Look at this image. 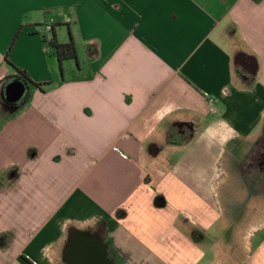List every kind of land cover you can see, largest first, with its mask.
I'll return each instance as SVG.
<instances>
[{"label":"crops","instance_id":"obj_1","mask_svg":"<svg viewBox=\"0 0 264 264\" xmlns=\"http://www.w3.org/2000/svg\"><path fill=\"white\" fill-rule=\"evenodd\" d=\"M43 24L93 79L14 113ZM263 146L264 0H0V264H264Z\"/></svg>","mask_w":264,"mask_h":264},{"label":"trees","instance_id":"obj_2","mask_svg":"<svg viewBox=\"0 0 264 264\" xmlns=\"http://www.w3.org/2000/svg\"><path fill=\"white\" fill-rule=\"evenodd\" d=\"M57 26L60 27L59 25ZM39 27L41 28L42 25ZM68 34L69 41L66 43H59L55 33V26L51 25V30L49 32L41 30L39 33L40 41L44 49V58L48 67V80L41 83L34 82L25 70L17 68L8 60L9 52L18 34L16 35L4 57V63L7 64L15 74L14 76L8 77L6 81L10 78H16L18 81L24 83L28 90L23 96L21 103L13 107L14 113L29 104L36 91L45 92L50 87L62 85L65 82H81L93 79L89 61L82 64L79 63L77 47L71 34ZM70 62H75V65H71Z\"/></svg>","mask_w":264,"mask_h":264},{"label":"flooded vegetation","instance_id":"obj_3","mask_svg":"<svg viewBox=\"0 0 264 264\" xmlns=\"http://www.w3.org/2000/svg\"><path fill=\"white\" fill-rule=\"evenodd\" d=\"M16 81H18V79L10 78L5 82V84L16 82ZM2 99H3L2 104H4L5 107L13 109V107L21 103L23 97L17 104H11V105L6 104L3 97ZM256 162L259 168L264 172V146H263V151L258 154L256 158ZM71 247L72 248L70 250V257L73 258L75 261L79 262L80 264H95L96 263L97 261L96 256H95L96 254L90 244H82L81 240L77 238L73 240Z\"/></svg>","mask_w":264,"mask_h":264},{"label":"water","instance_id":"obj_4","mask_svg":"<svg viewBox=\"0 0 264 264\" xmlns=\"http://www.w3.org/2000/svg\"><path fill=\"white\" fill-rule=\"evenodd\" d=\"M27 87L21 81L5 84L2 88V95L6 104H17L27 92ZM182 127V124L179 125Z\"/></svg>","mask_w":264,"mask_h":264},{"label":"built area","instance_id":"obj_5","mask_svg":"<svg viewBox=\"0 0 264 264\" xmlns=\"http://www.w3.org/2000/svg\"><path fill=\"white\" fill-rule=\"evenodd\" d=\"M41 30H43L44 32H49L51 30V25L50 24H43L42 27H41ZM206 101H207L208 106H209V111L211 113H213V114L217 113V109H216V99L213 98L212 96H208L207 95L206 96ZM116 151L119 152L117 149H116Z\"/></svg>","mask_w":264,"mask_h":264},{"label":"rangeland","instance_id":"obj_6","mask_svg":"<svg viewBox=\"0 0 264 264\" xmlns=\"http://www.w3.org/2000/svg\"><path fill=\"white\" fill-rule=\"evenodd\" d=\"M61 27V29L59 28L58 29V33H59V35H61V39H63L64 41H69V34H68V32H67V28L64 26H60ZM82 58H84V57H82ZM86 62V61H85ZM70 64L71 65H75V62H70ZM67 65V64H66ZM12 70V69H11ZM48 90V89H47ZM22 111V110H21ZM20 111V112H21ZM19 113V112H18Z\"/></svg>","mask_w":264,"mask_h":264}]
</instances>
